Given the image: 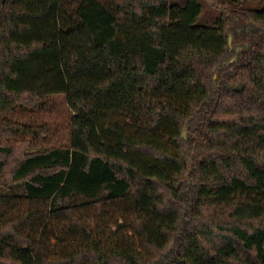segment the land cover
<instances>
[{"label": "trees", "instance_id": "obj_1", "mask_svg": "<svg viewBox=\"0 0 264 264\" xmlns=\"http://www.w3.org/2000/svg\"><path fill=\"white\" fill-rule=\"evenodd\" d=\"M201 12L0 4V264H264V7ZM56 94L68 147L9 144Z\"/></svg>", "mask_w": 264, "mask_h": 264}, {"label": "rangeland", "instance_id": "obj_2", "mask_svg": "<svg viewBox=\"0 0 264 264\" xmlns=\"http://www.w3.org/2000/svg\"><path fill=\"white\" fill-rule=\"evenodd\" d=\"M172 3L185 5L188 0H170ZM202 5V12L197 17L196 25L214 26L221 17L223 7L227 9H252L261 10L264 7L262 0H199ZM217 2V4H215ZM232 37V36H231ZM232 44V39H231ZM239 48V49H238ZM240 50L241 47H238ZM235 60L232 58L231 62ZM72 112L63 94L50 95L46 98L43 105L37 108H26L21 105L8 115V118L31 125L34 128L45 124L47 127L46 136H36L33 133L22 131L18 137L9 140V144H18L21 140L28 141V149L35 150L43 147H58L66 149L70 140V122Z\"/></svg>", "mask_w": 264, "mask_h": 264}, {"label": "water", "instance_id": "obj_3", "mask_svg": "<svg viewBox=\"0 0 264 264\" xmlns=\"http://www.w3.org/2000/svg\"><path fill=\"white\" fill-rule=\"evenodd\" d=\"M6 2V0H0V4H4ZM231 39L232 37L230 36L229 38V42L231 43ZM239 49V48H238ZM236 90L237 91H241L242 90V84H239L237 87H236ZM186 134V132L184 133V135Z\"/></svg>", "mask_w": 264, "mask_h": 264}]
</instances>
